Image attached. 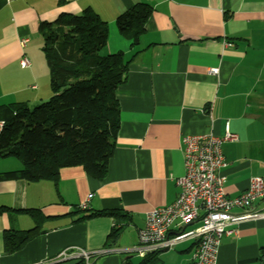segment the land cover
I'll return each instance as SVG.
<instances>
[{
  "label": "crops",
  "instance_id": "0c3cea01",
  "mask_svg": "<svg viewBox=\"0 0 264 264\" xmlns=\"http://www.w3.org/2000/svg\"><path fill=\"white\" fill-rule=\"evenodd\" d=\"M138 3L147 4L151 14L131 47L114 21ZM85 8L108 25L102 54L122 52L128 62L116 90L120 125L107 172L101 181L80 167L60 169L56 182L0 181V207L14 210L0 215V264L51 260L72 247L97 252L91 264H139L142 259L134 262L130 250L145 215L177 197L184 136L222 137L227 125L236 137L222 144L225 166L219 174L227 197L245 191L251 178L264 177V0H0V106L24 103L30 109L49 98L38 26L62 13L79 15ZM23 39L27 43L21 45ZM21 57L28 67H20ZM215 68L217 74H210ZM21 168L14 158H0V173ZM82 203L85 208L79 209ZM24 209L45 216L42 234L20 251L4 254L3 231L35 226L16 212ZM252 209L264 214V199ZM99 211L125 217L76 222ZM114 225L122 229L110 242ZM200 228L199 220L173 226L169 236L182 231L192 235L157 253L158 264H189ZM261 248L264 216L242 222L234 234L223 237L216 264H257Z\"/></svg>",
  "mask_w": 264,
  "mask_h": 264
},
{
  "label": "trees",
  "instance_id": "16d2710c",
  "mask_svg": "<svg viewBox=\"0 0 264 264\" xmlns=\"http://www.w3.org/2000/svg\"><path fill=\"white\" fill-rule=\"evenodd\" d=\"M151 14L147 4L138 3L115 18L117 32L131 47L138 43ZM42 53L48 72L50 96L29 109L24 103L0 106V158L21 163L18 171L0 173V181L56 182L59 170L80 167L90 178L101 181L115 147L120 125L117 88L124 82L127 61L122 52L102 54L107 44L108 25L92 9L79 15L60 14L53 22H41ZM14 211L0 207V215ZM28 216L34 227L5 230L4 254L20 251L42 234L45 216L37 209L17 210ZM99 216L116 222L125 216L114 211L84 215L76 222ZM122 227L111 228L114 241ZM257 264H264V248ZM139 264H158L157 253Z\"/></svg>",
  "mask_w": 264,
  "mask_h": 264
},
{
  "label": "built area",
  "instance_id": "2783aa9c",
  "mask_svg": "<svg viewBox=\"0 0 264 264\" xmlns=\"http://www.w3.org/2000/svg\"><path fill=\"white\" fill-rule=\"evenodd\" d=\"M25 43L26 39L20 41L21 45ZM19 65L26 68L29 61L21 57ZM217 71L216 68L210 69L209 73L215 75ZM236 140L227 125L222 137L209 133L181 138L183 175L175 180L177 197L170 205L153 209L145 215L143 227L137 232V243L130 250L132 253L144 259L150 254L171 250L192 233L182 231L169 236L170 229L199 220L201 228L196 234L189 264H216L221 239L234 234L242 222L264 216L252 209L255 201L264 199V177L251 178L247 189L236 197L229 198L225 194V178L219 174L225 166L222 144ZM83 208L84 203L79 206V209ZM96 254L78 247L65 248L51 260L34 264H65L70 260L91 264Z\"/></svg>",
  "mask_w": 264,
  "mask_h": 264
},
{
  "label": "rangeland",
  "instance_id": "374dc122",
  "mask_svg": "<svg viewBox=\"0 0 264 264\" xmlns=\"http://www.w3.org/2000/svg\"><path fill=\"white\" fill-rule=\"evenodd\" d=\"M115 29H116V27H115ZM42 60H43V66H44V68H46L45 61H44V59H42ZM45 80H46L45 88L47 87V90H48L47 92L49 93L50 90H49V87H48V80H49L48 75H47ZM44 101H46V100H44ZM32 108L33 107H31L30 109H32ZM262 109L263 110H261L260 117H261L262 122L264 123V107H262ZM263 158H264V155H263ZM23 218H24V220H28L26 217H23ZM131 256L133 257L134 262H137V263L140 262L141 258L138 257L136 254H132Z\"/></svg>",
  "mask_w": 264,
  "mask_h": 264
},
{
  "label": "water",
  "instance_id": "95a60500",
  "mask_svg": "<svg viewBox=\"0 0 264 264\" xmlns=\"http://www.w3.org/2000/svg\"><path fill=\"white\" fill-rule=\"evenodd\" d=\"M165 251H167V250H163L162 252H165Z\"/></svg>",
  "mask_w": 264,
  "mask_h": 264
}]
</instances>
